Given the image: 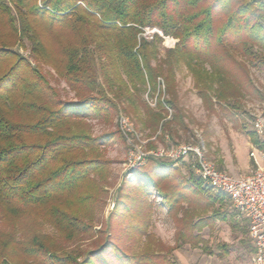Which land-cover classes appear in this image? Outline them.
Listing matches in <instances>:
<instances>
[{"label":"trees","instance_id":"1","mask_svg":"<svg viewBox=\"0 0 264 264\" xmlns=\"http://www.w3.org/2000/svg\"><path fill=\"white\" fill-rule=\"evenodd\" d=\"M165 38L176 41L161 56ZM180 63L208 116L230 117L244 96L257 98L251 71L264 72V1L0 0V264H174L177 246L148 230L152 192L176 238L223 219L205 215L222 197L190 165L148 157L96 220L111 163L105 145L125 139L118 128L93 135L88 121L112 124L121 109L147 132V148L192 143L180 142L192 122L177 91ZM146 89H158L154 106ZM83 238L91 247L71 245Z\"/></svg>","mask_w":264,"mask_h":264},{"label":"rangeland","instance_id":"2","mask_svg":"<svg viewBox=\"0 0 264 264\" xmlns=\"http://www.w3.org/2000/svg\"><path fill=\"white\" fill-rule=\"evenodd\" d=\"M143 35L148 34L143 33ZM166 47V43L163 42L160 47L161 56L164 55V48ZM21 52L27 55V51ZM45 69L49 70L48 68ZM251 77L259 93L257 98L248 95L244 96L240 101L239 108L230 109V117L220 112L208 116L201 105L200 99L196 95V91L193 88L192 76L187 71L186 66L180 63L175 68V81L180 102L183 107L186 106L184 108L192 119L190 123L191 133L180 142L191 141L196 145H200L204 155L208 159H211L216 166L218 165L219 169L222 168L219 165L222 161L221 156H225L227 159L229 158L230 164L242 170L239 172L240 174H248L251 172L256 167L259 153L264 151L263 145L253 133L251 127L255 116L261 115L264 117V72L252 70ZM156 81L161 91L160 99L162 100L166 97L162 93L164 83L161 78L159 80L156 79ZM51 82L57 86L64 99L71 100L73 98V93L63 81L57 82L51 79ZM157 95L158 89L149 92V94H147V89L144 92V98L147 99L150 105L155 102ZM120 114L127 116L134 129L141 134L144 140L147 139V132H139L137 130L138 123L135 122L134 117L124 114L121 109L118 110L117 115L113 118L112 124H105L95 119H90L88 121L90 133L97 135L109 130H115L116 128L119 130L117 118ZM203 130L207 132L205 141H202L201 138V132ZM150 139L153 138L151 137ZM253 140L256 141V144H254ZM128 153L129 147L126 140L125 143L111 141L105 145L104 155L111 163L108 169L109 175L104 185L106 190L105 204L96 212L97 222L101 220L105 221L113 211L116 199L115 190L122 184L123 180L134 179L131 170L125 167ZM185 162L191 167L189 161ZM177 164L180 165L181 162ZM242 165H245L246 168L243 169ZM193 173L196 176L194 171ZM212 193L219 194L215 191H212ZM221 197L223 200L222 203H214L205 215L211 218V216L218 212L224 215L223 219L213 217V220L209 219L208 223L199 231L195 230L192 233L199 237L182 239L175 237V226L172 220L166 215V209L161 204V197L156 193H150L148 202L151 213L148 230L164 245L177 246L170 255L174 264H251L253 245L248 237L247 221L237 214L225 195L221 194ZM213 211L215 213L212 215L211 213ZM196 218L194 216V220ZM99 227V223L94 226L95 229ZM44 232L56 236V233L49 226L44 227ZM92 240L83 238L82 240L73 242L71 245L89 248L91 247L90 243ZM140 246L141 243H139Z\"/></svg>","mask_w":264,"mask_h":264},{"label":"built area","instance_id":"3","mask_svg":"<svg viewBox=\"0 0 264 264\" xmlns=\"http://www.w3.org/2000/svg\"><path fill=\"white\" fill-rule=\"evenodd\" d=\"M155 32L161 35V32L156 28L144 29V33L149 37ZM175 41L172 38L164 39L167 47L172 46ZM151 105L154 106V102ZM117 123L129 147L125 163L126 169L137 168L148 157L172 163L189 161L193 171L203 184L209 186L216 193L225 195L237 214L246 219L248 237L253 245L250 263L264 264V151L259 153L256 167L251 172L232 174L226 170L218 169L216 164L204 155L200 145L188 142L170 147L159 145L155 148H147L148 140H144L141 134L134 129L127 116L120 114ZM251 127L264 147V117L255 116Z\"/></svg>","mask_w":264,"mask_h":264},{"label":"crops","instance_id":"4","mask_svg":"<svg viewBox=\"0 0 264 264\" xmlns=\"http://www.w3.org/2000/svg\"><path fill=\"white\" fill-rule=\"evenodd\" d=\"M179 99H180V97H179ZM184 107H186V106H184ZM222 157V161L219 163V165H221V169H225V170H227L228 172H230V173H233V174H240L239 172L240 171H242L241 169H239L237 166H234V165H232V164H230V159L228 158H225V156H221ZM242 167H243V169H245L246 168V166L245 165H242ZM247 173V172H246ZM204 185V184H203ZM212 193V192H211ZM223 201V200H222ZM222 201L220 202V201H216V202H220V203H222ZM215 202V203H216ZM164 207H165V205L163 204V203H161ZM165 209H166V207H165ZM167 215V214H166Z\"/></svg>","mask_w":264,"mask_h":264}]
</instances>
